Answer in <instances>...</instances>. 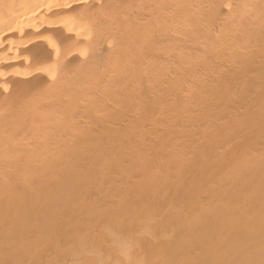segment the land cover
Segmentation results:
<instances>
[{
  "label": "bare ground",
  "instance_id": "obj_1",
  "mask_svg": "<svg viewBox=\"0 0 264 264\" xmlns=\"http://www.w3.org/2000/svg\"><path fill=\"white\" fill-rule=\"evenodd\" d=\"M0 264H264V0H0Z\"/></svg>",
  "mask_w": 264,
  "mask_h": 264
}]
</instances>
